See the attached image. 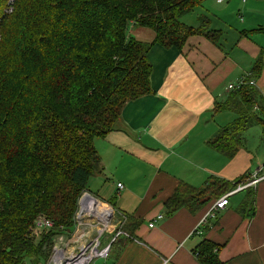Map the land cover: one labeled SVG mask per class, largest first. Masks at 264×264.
<instances>
[{
	"label": "trees",
	"instance_id": "1",
	"mask_svg": "<svg viewBox=\"0 0 264 264\" xmlns=\"http://www.w3.org/2000/svg\"><path fill=\"white\" fill-rule=\"evenodd\" d=\"M205 1L0 0V264L48 258L55 237L73 231L80 197L104 169L95 139L119 127L127 102L152 91L151 46L181 49L193 33L219 43L211 15L201 14L198 26L183 21ZM134 24L153 29V41L132 37ZM262 69L260 56L247 83L216 105L238 116L210 140L225 156L244 146L254 123L264 136V99L248 82ZM250 177H212L198 189L184 184L166 208L196 213ZM183 189L188 197L179 196ZM256 193L247 188L239 214L255 215ZM133 219L126 216L123 226L132 236ZM223 246L204 237L194 254L200 264H225Z\"/></svg>",
	"mask_w": 264,
	"mask_h": 264
},
{
	"label": "crops",
	"instance_id": "2",
	"mask_svg": "<svg viewBox=\"0 0 264 264\" xmlns=\"http://www.w3.org/2000/svg\"><path fill=\"white\" fill-rule=\"evenodd\" d=\"M216 2L226 3L211 22L222 33L219 43L193 33L181 49L153 44L148 52L152 91L127 102L119 127L95 139L104 169L86 190L137 224L132 238L113 245L108 264H200L194 249L204 237L224 244L219 256L225 264H264V178L253 186L257 201L251 217L237 212L247 188L232 194L212 217L208 213L221 196L196 213L187 206L170 213L165 205L184 184L198 189L212 177L264 176V150L256 140L263 128L247 129L234 157L210 143L238 117L230 109L215 111L216 105L228 98L229 84L251 75L260 56L263 69L255 81L264 99V0ZM184 17L185 23L199 25ZM129 33L145 42L155 37L150 27L135 24ZM157 215L164 217L151 228ZM48 257L27 264H50Z\"/></svg>",
	"mask_w": 264,
	"mask_h": 264
},
{
	"label": "built area",
	"instance_id": "3",
	"mask_svg": "<svg viewBox=\"0 0 264 264\" xmlns=\"http://www.w3.org/2000/svg\"><path fill=\"white\" fill-rule=\"evenodd\" d=\"M245 79L244 77L236 83L229 84V90L240 88L247 83ZM248 82L253 85L256 81L250 80ZM260 177L256 174L250 182L241 183L234 189L227 191L226 194L216 201L214 209L208 215L212 217L216 210L225 208L230 202L229 197L232 194L256 183V181L261 179ZM118 186L122 187V184L119 183ZM79 204L80 207L75 217V230L73 229L74 231L69 237L66 234L56 236L57 239L51 248L50 264H99L95 263L97 260H102V264H108L107 261L111 256L113 245L120 238H132L131 233L123 228L124 221L121 223L116 220L114 216L115 209L112 205L104 203L89 191L83 192ZM82 211L85 213L82 214ZM163 217L162 215H157L150 221L149 226L151 228L154 227L155 223ZM37 225L39 227L50 228L53 226V223L47 220H39ZM89 228H93L94 230L90 232ZM83 236H86L85 240H82L79 244H74Z\"/></svg>",
	"mask_w": 264,
	"mask_h": 264
},
{
	"label": "rangeland",
	"instance_id": "4",
	"mask_svg": "<svg viewBox=\"0 0 264 264\" xmlns=\"http://www.w3.org/2000/svg\"><path fill=\"white\" fill-rule=\"evenodd\" d=\"M219 1H221V0H219ZM208 5H210V7L208 6ZM224 6H226V3H221V5L220 4H217V2H216V0H206L205 2H204V4H202L201 6H199V7H196L191 13H188V14H186V18L184 17V20L185 21H187L188 23L190 22V23H199V22H197L198 21V18H197V16L199 15V13H203V14H209V15H211L212 17H213V19H214V15L213 14H218L219 12H220V10H221V8H223ZM7 12L10 14L12 11H11V9H8L7 10ZM193 18V19H192ZM193 21V22H192ZM129 30H130V28H129ZM246 80V79H245ZM250 80H255V78L253 77L252 79H250ZM249 80V81H250ZM246 84V83H245ZM250 85H252V84H250ZM254 85H256V82H255V84ZM254 126H256V127H254V128H259V129H262L263 127H261V125H257V124H254ZM254 128H252V129H254ZM255 130V129H254ZM260 133H262V130L260 131ZM249 135V134H248ZM262 136V135H261ZM256 140H258L259 142H260V144H261V146H260V148H259V150L260 151H262V150H264V136H262L261 137V139L259 138V136H256ZM256 170V169H255ZM260 176V175H259ZM261 179L262 178H264V176H261L260 177ZM252 178L250 177L249 179H248V181H246V182H244V183H248V182H250V180H251ZM260 179V180H261ZM259 181V180H258ZM258 181H256V183L258 182ZM256 183H254V184H252V185H249V186H247V187H245V188H243V189H246V188H248V187H253V186H255L256 185ZM242 189V190H243ZM241 190V191H242ZM87 191V190H86ZM85 191V192H86ZM240 192V191H239ZM189 192L188 191H186L185 189H183L182 191H180V193H179V196L181 197V198H183V197H188L189 196ZM104 202V201H103ZM104 203H106V202H104ZM107 204H109V203H107ZM109 205H111V204H109ZM114 208V207H113ZM115 209V213H114V216L115 217H118V218H120L119 220H120V222L121 223H123L122 221H124V223H125V220H126V218L124 217V216H122L117 210H116V208H114ZM124 217V218H123ZM75 226H76V224H75ZM90 229V232L91 231H93L94 229L93 228H89ZM75 230V229H74ZM73 230V231H74ZM73 231H71L69 234H67V236L69 237L70 235H71V233L73 232ZM85 238H86V236H83L81 239H79L78 240V242H76V243H74V244H79L82 240H85ZM57 239V237H55V239H54V242H55V240ZM53 242V243H54ZM53 243H52V245H53ZM71 246V245H70ZM74 246V245H73ZM51 248H52V246H51ZM50 248V249H51ZM49 253H51V252H49ZM49 256H50V254H49ZM49 258V257H48ZM27 263H29V261L27 262ZM95 263H98L97 261L95 262Z\"/></svg>",
	"mask_w": 264,
	"mask_h": 264
},
{
	"label": "water",
	"instance_id": "5",
	"mask_svg": "<svg viewBox=\"0 0 264 264\" xmlns=\"http://www.w3.org/2000/svg\"><path fill=\"white\" fill-rule=\"evenodd\" d=\"M81 213H82V214H84L85 212H84V211H82Z\"/></svg>",
	"mask_w": 264,
	"mask_h": 264
}]
</instances>
